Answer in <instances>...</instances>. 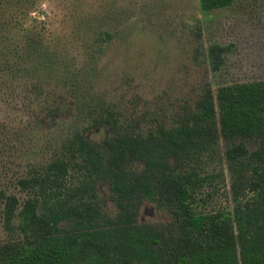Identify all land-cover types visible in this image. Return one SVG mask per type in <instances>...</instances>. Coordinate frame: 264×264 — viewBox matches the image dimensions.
Instances as JSON below:
<instances>
[{
  "label": "trees",
  "instance_id": "trees-1",
  "mask_svg": "<svg viewBox=\"0 0 264 264\" xmlns=\"http://www.w3.org/2000/svg\"><path fill=\"white\" fill-rule=\"evenodd\" d=\"M39 6L0 0V91L28 114L0 118V264H264V78L180 101L103 91L101 16L79 22L92 33L76 62L49 44ZM224 169L230 204L207 207ZM144 202L164 220H141Z\"/></svg>",
  "mask_w": 264,
  "mask_h": 264
},
{
  "label": "rangeland",
  "instance_id": "rangeland-1",
  "mask_svg": "<svg viewBox=\"0 0 264 264\" xmlns=\"http://www.w3.org/2000/svg\"><path fill=\"white\" fill-rule=\"evenodd\" d=\"M199 1L39 0L32 14L44 21L49 44L76 62L83 59L85 49L88 52L92 33L79 29V22L101 16L91 27L112 34L96 64L103 91H123L128 96L138 92L144 97L165 93L180 101L193 98L205 84L215 93L225 83L264 78V0H232L212 9L201 8ZM26 18L27 25L35 23ZM26 111L20 95L0 91L1 119L21 125L28 119ZM227 190L224 169V183L215 189L207 207L230 204ZM99 193L107 212L112 205L108 193L103 187ZM139 215L153 222L165 218L149 202L142 204ZM0 236L6 238L1 219Z\"/></svg>",
  "mask_w": 264,
  "mask_h": 264
}]
</instances>
